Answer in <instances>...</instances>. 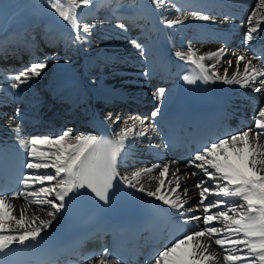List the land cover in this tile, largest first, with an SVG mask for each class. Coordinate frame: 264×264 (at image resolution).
Wrapping results in <instances>:
<instances>
[{"label": "bare ground", "instance_id": "6f19581e", "mask_svg": "<svg viewBox=\"0 0 264 264\" xmlns=\"http://www.w3.org/2000/svg\"><path fill=\"white\" fill-rule=\"evenodd\" d=\"M119 1L121 2V0ZM128 1L132 3V10L130 13L119 14L118 23L110 20L109 9L106 10L102 18H99L100 16L98 18L95 17L98 15L103 3L106 4L105 0L93 2L84 9H77V12L80 11L77 13L78 15L91 16L94 21L93 25L95 27L86 41H78L76 39L78 29H73L67 22L64 25L62 23L64 20L57 16L52 19L51 24H27L28 28L25 31L18 32L16 35L0 41V143L5 148L28 156L27 149L20 146L21 140L28 142L32 138L58 137L63 123L71 119L74 120V124L77 123L83 128L80 131L82 135L103 138V134H100L102 130L108 132L113 138L115 132L123 126V121L119 120L117 122L116 118L119 117L118 114L123 109L128 108L132 115L131 121H128L129 124L132 123V119L135 117L144 119L145 126L150 127L145 137H137L134 143L128 141L134 147L131 145L121 154L117 165L118 172L122 176L131 175L134 171L152 167L155 164H163L156 161L152 155H145L143 150L154 145L155 139L159 136L158 122L168 111L169 106H167V103L176 95V91H179L174 63L187 62V60H181L176 53L186 54L189 47H191L196 51L198 58L200 55L216 51L223 47L218 42L217 34L223 33L228 37L231 34L232 45H236L235 48L237 50L232 51L230 47H224L226 53L223 59L216 69H209V74H211V71H217L223 76V69L228 67L226 61L232 60L233 66L229 68V76H231L232 72L235 71V57L232 53L241 52L239 51L241 48L244 49L243 52H246L249 57L253 55L264 57V32L259 39L246 46L244 44V35L247 26L243 22L232 23L228 21L227 12L223 10L224 8L235 10L239 4L250 5V0H171V3L165 0L159 10L151 3V0ZM173 4L175 7H173ZM221 5L226 6L222 7ZM177 8L180 9L179 13H177ZM193 13L207 14L214 18V22L195 20L193 19ZM177 15L182 18L187 17V19L182 24L172 27H166L162 22L165 19H175ZM104 23L107 29H117L119 28L117 25L125 23V28L129 30L136 29L142 34L145 41H149L144 45L148 48V53L142 63H128L126 58L119 63L121 68L132 70V76H136L135 81L133 83L131 81V84L128 78L115 76L110 71V68L114 69L116 66L113 64V58H111L112 53H104L105 45L98 40V30H106L103 28ZM261 25L264 26V23ZM42 30L45 33L40 32ZM68 31H71L74 35L76 50H78L79 55L67 57L65 56L66 53L62 54L60 52L64 48L70 50L72 47L67 46ZM134 35L138 37V34ZM102 39H104V36ZM57 42H60L61 48L55 51ZM29 46L36 50L31 53L28 60L30 51H27L26 47ZM14 48H18L20 51L14 53ZM53 51L54 56L51 55ZM18 60L22 62V67L16 64ZM71 60L74 62L73 65L66 64L67 61L71 63ZM37 61H45L47 63V67L42 70L41 75L33 77L26 84H21L17 89H11L10 85L13 82L11 77L18 74L21 69H24L25 65L28 66L32 62ZM203 63L211 65L215 63V60L206 59ZM253 63L262 67V61L253 60ZM242 70L243 62L241 63ZM259 79H264V77ZM208 81L216 94L220 96L223 94L227 95L232 105L244 110L245 113L249 114L251 112L246 101L248 99L256 100L259 108L251 114L253 118L258 113V110L264 107V91L255 93L251 90V87L241 88L237 84H225L222 80L214 78ZM113 87H117L115 94L111 93ZM161 88L165 90V95L162 99L157 100L154 94ZM133 100H140V105H137ZM122 101H125V103ZM145 106L152 108L151 112L159 108L158 115L153 119L151 112L150 115L145 113L143 109ZM109 114H111V119L107 118ZM37 147L48 148L50 146L38 145ZM228 154L232 163H238L231 150H229ZM175 167H179L180 173L178 175L181 176V188L177 194L181 195L186 202L185 209L188 207L194 209L191 213L185 212V209L177 211L163 205L162 202L155 200L154 197H148L144 192H139L128 186L127 188L145 201L160 206L175 218L186 220L190 227L193 228L192 232H194L204 227L202 223L203 206L198 211L196 210L200 196H198L199 199L194 200L196 197L194 185L202 176L184 177L183 174L185 172L190 173L191 171L199 170L186 168L185 166L175 165ZM32 171L27 169V175ZM48 171L52 170L49 169ZM156 172L158 170L151 175H155ZM151 175H145L141 182L145 188L154 190L158 181L151 179ZM187 183L190 185H187ZM225 183L221 181V184ZM184 187L188 188L186 195L183 194ZM72 194L75 193H71L65 198V207L56 213L55 218L47 216V210H52L47 205L43 206L46 209L45 211H38L36 205L27 204L23 197L12 199L9 202L15 208L13 215L17 217L20 214V209L26 207L29 215L37 212L43 219H52V223L41 231L39 238H44L48 237L58 227L66 213ZM205 195L208 196L205 204L216 199H224L228 204L242 203L236 197H217L215 194L208 193ZM50 199H54V197H50ZM211 211L215 213L218 209L213 208ZM181 212L185 214L181 215ZM196 215H200L201 220L188 219L190 216ZM5 223L7 229L18 230V226L14 221H6ZM36 223L38 224L39 221H36ZM213 224L220 226L217 221H214ZM209 243L211 244L210 251H215L219 257L212 264H224L223 255L226 253L215 245L214 241ZM225 247H228V245H225ZM180 251L187 252L190 251V248L182 246Z\"/></svg>", "mask_w": 264, "mask_h": 264}, {"label": "snow or ice", "instance_id": "6c2138e0", "mask_svg": "<svg viewBox=\"0 0 264 264\" xmlns=\"http://www.w3.org/2000/svg\"><path fill=\"white\" fill-rule=\"evenodd\" d=\"M168 2L171 3V0ZM90 3L91 0H49L51 8L73 29H78L76 35L78 41H86L95 27L80 22L77 18V9ZM151 3L159 10L165 0H151ZM176 10L177 13L180 12L179 8ZM261 10H264V0H259L256 9L247 20L248 27L244 35L246 46L259 39L260 32L264 31L261 29L264 14L258 16ZM185 19L187 17L177 15L175 19H165L162 22L166 27H172L182 24ZM193 19L214 22V18L207 14L193 13ZM117 27L127 30L123 24ZM131 43L141 55L144 54L139 43L135 40ZM225 53L226 49L221 47L197 58L196 51L189 47L186 54L177 52L176 55L201 70L198 79L208 81L214 78L222 80L225 84H237L241 88L251 87L255 93L264 91V79H259L264 77V68L253 63V60L264 62V57L261 56L249 57L246 52H233L235 71L231 76L229 68L233 66L232 60L226 61L228 67L223 69V76L217 71H211L209 74V69H216ZM206 59H214L215 63L205 65L203 61ZM46 67L45 61L32 62L29 67L21 69L18 74L11 77L13 82L10 88L17 89L33 77H39ZM187 82L195 81L189 79ZM164 95L165 90L161 88L154 97L160 100ZM158 113L159 108L152 112V118L154 119ZM107 118L111 119V114ZM119 120L117 117L116 121ZM149 127L145 126L144 119L134 117L131 124L127 120L124 121L112 139L82 134L73 136L69 131H64L58 137L32 138L28 142L21 140L20 146L27 149L29 157L24 166L33 171L22 178L21 190L11 194L0 192V253L13 244L24 246L28 241H37L42 229L52 223V219H43L37 212L29 215L26 207L20 209L18 217L13 215L15 208L9 201L19 197H23L27 204L36 205L38 211H45L43 206H49L52 210H47V216L55 218L56 213L65 207V198L82 189L89 190L100 201L107 203L109 190L113 189L114 181L119 177L124 185L144 192L148 197H154L163 205L177 211L185 209L186 202L177 194L181 188V176L178 175L180 169L175 167L177 161L155 164L134 171L131 175L122 176L118 172L117 165L121 154L126 148L131 147V144L126 142L134 143L137 137H145ZM38 145L50 147L38 148ZM229 150L234 153L238 163L231 162ZM185 167L199 171L185 172L184 177L202 176L194 187L200 189L196 210L203 206L204 227L174 240L170 246L157 254L154 264H212L219 257L215 251H210L211 241L226 253L223 255L224 264L237 262L264 264V107L258 110L252 127L205 146L187 161ZM49 169L52 171H48ZM156 170L158 172L151 175ZM145 175H151V179L158 181L154 190L144 187L141 181ZM221 181L226 183L221 184ZM187 193L188 188L184 187L183 194ZM206 193L215 194L217 197H236L242 203L228 204L224 199H216L205 204V200L208 199ZM213 208L218 211L213 213L211 211ZM193 210L192 207H188L185 212L191 213ZM188 219L199 221L201 216H190ZM6 221H14L18 230L7 229ZM214 221L220 226L214 225ZM182 246L189 247L190 251L181 252ZM88 264H120V261L111 260L107 254H102L98 259L91 258Z\"/></svg>", "mask_w": 264, "mask_h": 264}, {"label": "rangeland", "instance_id": "374dc122", "mask_svg": "<svg viewBox=\"0 0 264 264\" xmlns=\"http://www.w3.org/2000/svg\"><path fill=\"white\" fill-rule=\"evenodd\" d=\"M96 1H100V0H91L90 5ZM105 2L106 4L103 3V5L100 7L98 11V15H96L95 17L98 18L100 16L99 18H102L105 15L106 10L109 9V14L111 16L110 20H114L115 23H118L117 20H118L119 14L130 13V11L132 10V3L128 0H125V1L121 0V2L119 0H105ZM258 3L259 1H255V3L253 4V7L251 8V11L249 12V15L247 16V19L249 18V16H251L252 12L256 9V5ZM88 6L81 5L80 8L78 9H84ZM79 12L80 11H78L77 13ZM261 14H264V10H261V12L258 13V16ZM56 16L60 17L58 13L54 9L51 8L49 4V0H0V41L4 40L7 37L16 35L18 32L25 31L28 28L27 24H33V23L51 24L52 19ZM77 18L80 22H83V23H88L90 25H93L94 23L91 16L87 17L85 15L77 14ZM62 23L65 25L66 21H62ZM124 24L125 23H123V25ZM103 28H105L106 30L104 31L98 30V34H99L98 40L99 42L101 41V43L105 45L106 49L104 53H112L111 58H113V64H115L116 66L114 69L110 68L111 73L115 76H121V77L128 78L130 84H131V81L133 83L135 81L136 76L135 75L132 76V70L121 68L119 66V63H121L124 58H126V62L128 63L130 62L142 63L145 60V55H147L148 53V48L144 45L145 43H148L149 41H145L142 37V34L136 29L129 30L126 28L127 29L126 31L122 28L107 29L105 27V23L103 25ZM40 32L45 33L44 30ZM134 34H138V37H136ZM103 36H104V39H102ZM133 40H135L137 43L140 42V45L143 47V51H144L143 55H141L140 52L132 46L131 41ZM67 42H68V45H67L68 47L72 46L70 50L69 49L66 50V48H64V50L61 51L60 42H57L55 44V51L60 50L62 54L66 53L65 56L67 57L77 55V54L79 55L78 50H76V43H75L76 41H74V35L71 31L70 32L68 31ZM26 50L30 51V54L28 56V60H29L31 53H34L36 49L33 48L32 46H29V47H26ZM19 51L20 49L14 48V53L19 52ZM51 55L54 56V51L51 53ZM64 62H65V59H64ZM16 64L19 67H22L23 65L20 60H18ZM66 64L73 65L74 62H72L71 60V63L70 61H67ZM29 66L30 65L28 66L25 65L23 68H27ZM125 90H128V89H125ZM116 91H117V87H113L111 93L115 94ZM143 109L146 114L148 113L150 115L152 108H148L145 106L143 107ZM129 111L130 109L128 108L123 109V111L118 114L120 121H123V122L126 120L131 121L132 115L130 114ZM74 123L75 122L73 119L63 123V128L61 129V132H59L58 136L61 135L62 132L64 131H69L73 136L76 134H80L81 133L80 131L83 128L79 126L77 123L76 124ZM188 184L189 183H187V185ZM199 192H200V189L196 188V197L194 198L195 201L199 196Z\"/></svg>", "mask_w": 264, "mask_h": 264}]
</instances>
